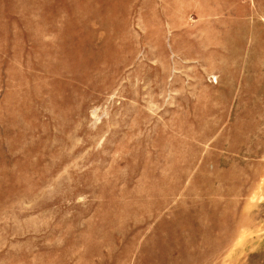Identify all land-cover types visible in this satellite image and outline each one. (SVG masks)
Segmentation results:
<instances>
[{
  "label": "rangeland",
  "instance_id": "374dc122",
  "mask_svg": "<svg viewBox=\"0 0 264 264\" xmlns=\"http://www.w3.org/2000/svg\"><path fill=\"white\" fill-rule=\"evenodd\" d=\"M0 264H264V0H0Z\"/></svg>",
  "mask_w": 264,
  "mask_h": 264
}]
</instances>
